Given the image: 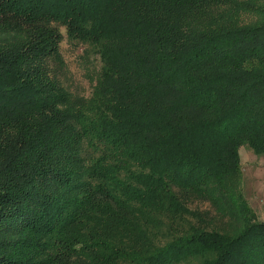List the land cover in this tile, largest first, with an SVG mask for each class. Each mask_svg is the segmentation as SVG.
Returning a JSON list of instances; mask_svg holds the SVG:
<instances>
[{"label": "trees", "instance_id": "trees-1", "mask_svg": "<svg viewBox=\"0 0 264 264\" xmlns=\"http://www.w3.org/2000/svg\"><path fill=\"white\" fill-rule=\"evenodd\" d=\"M242 146L264 155V0H0V264H264Z\"/></svg>", "mask_w": 264, "mask_h": 264}, {"label": "rangeland", "instance_id": "rangeland-1", "mask_svg": "<svg viewBox=\"0 0 264 264\" xmlns=\"http://www.w3.org/2000/svg\"><path fill=\"white\" fill-rule=\"evenodd\" d=\"M63 40L60 44V53L64 59L67 69L64 78L62 74L60 78L63 80L64 86L70 90H79L84 93L88 92V83L85 77V69L90 67L84 61L80 60L82 47L70 43L65 36L64 29L61 28ZM63 73V72H62ZM239 166H240V190L244 197L248 208L251 212V222H259L264 220V155L257 156L246 146L239 149ZM191 210L199 209L203 223L207 224L211 221L214 231L233 237L242 232L245 225L242 219L231 216H220L217 211L207 202L191 201L188 203ZM211 219V220H210Z\"/></svg>", "mask_w": 264, "mask_h": 264}]
</instances>
